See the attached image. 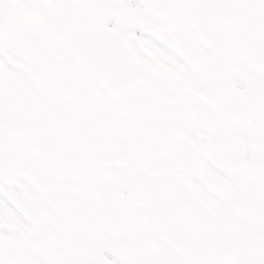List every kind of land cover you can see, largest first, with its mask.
I'll use <instances>...</instances> for the list:
<instances>
[{
    "label": "snow or ice",
    "instance_id": "6c2138e0",
    "mask_svg": "<svg viewBox=\"0 0 264 264\" xmlns=\"http://www.w3.org/2000/svg\"><path fill=\"white\" fill-rule=\"evenodd\" d=\"M0 264H264V0H0Z\"/></svg>",
    "mask_w": 264,
    "mask_h": 264
}]
</instances>
